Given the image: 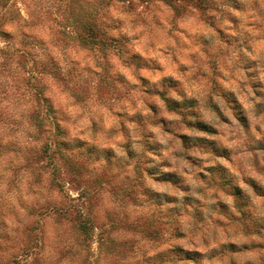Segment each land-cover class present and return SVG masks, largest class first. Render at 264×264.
<instances>
[{"label":"clouds","instance_id":"9594fccd","mask_svg":"<svg viewBox=\"0 0 264 264\" xmlns=\"http://www.w3.org/2000/svg\"><path fill=\"white\" fill-rule=\"evenodd\" d=\"M54 135L134 198L34 160ZM106 229L119 264H264V0H0V264H105Z\"/></svg>","mask_w":264,"mask_h":264},{"label":"rangeland","instance_id":"374dc122","mask_svg":"<svg viewBox=\"0 0 264 264\" xmlns=\"http://www.w3.org/2000/svg\"><path fill=\"white\" fill-rule=\"evenodd\" d=\"M96 35L95 31L92 29L91 25L86 23L80 24V34L79 39L83 43L91 42V38ZM106 87H108L106 85ZM33 119L37 122V126L43 130V114L42 111L38 110L33 114ZM203 129L205 126L200 125ZM65 149L61 146V140L59 135H54L45 142L43 147L34 154L32 157L34 160L48 159L49 163L59 156L58 168L55 175H59L62 170L65 175L68 176L70 183L75 184L77 187L87 185L89 188H95L100 184H109L112 186L114 193L119 195L121 198L128 199L134 198L135 189L131 186H124L123 183H116L117 177L115 175H104L102 177H97L95 179H90L87 175V168L85 165L87 162L96 159L95 155H88L85 153L80 154V158L66 157L64 155ZM112 163H109V170L116 167ZM223 175V170H220ZM61 187L62 186H58ZM86 194V193H85ZM239 195V192L235 193ZM89 206H95V197L88 196ZM52 211L56 214L58 220H67L69 226L74 234L77 235L80 242L86 246L88 240L92 239L94 235H97L95 229L103 223V220L99 217L88 215L82 216L78 211L74 210L71 206H60L54 207ZM44 215V213H41ZM119 218H110V223L114 226L118 224ZM150 226L145 227V231L148 232ZM33 233L36 231L35 226L32 228ZM107 229L103 233H99V239L101 243V248L104 251L105 264H119V259L125 258L131 250V243L123 239H114L111 235L106 234ZM33 239H36L33 236ZM84 264H88L87 256L85 257ZM93 264H100L97 260Z\"/></svg>","mask_w":264,"mask_h":264}]
</instances>
